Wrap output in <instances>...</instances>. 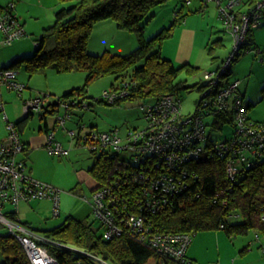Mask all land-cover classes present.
Segmentation results:
<instances>
[{"label": "built area", "instance_id": "obj_1", "mask_svg": "<svg viewBox=\"0 0 264 264\" xmlns=\"http://www.w3.org/2000/svg\"><path fill=\"white\" fill-rule=\"evenodd\" d=\"M205 8L209 2L218 6L219 18L225 23L234 39L229 55L217 67L203 74V95L194 113H184L180 98L165 94L159 99L141 104L146 125L130 129L122 136L119 128L105 132H90L85 141L90 148H105L114 151H131L136 156L134 167L125 174H117L103 186L95 189L92 196L83 199L92 205V213L102 225L105 239H112L127 232L138 241L147 244L155 252L164 254L179 264H198L187 255L193 234L159 231L150 221V214L174 207L172 197L188 188L189 176L195 177L188 163L206 157H222L225 172L234 183L249 168L264 162V122L251 119L244 103L241 80L229 77L232 66L243 49L250 29L259 28L264 22V0H256L249 10H243L241 0H200ZM190 3V0L187 1ZM0 32L3 43L12 44L24 35L25 29L15 13V3L10 2L0 8ZM255 55L264 60L263 50L256 46ZM247 49V51H251ZM18 70L12 67L0 68V113L6 122L8 134L0 137V225L7 228L25 249L31 264H59L48 245H62L91 256L98 263L112 264L102 256L84 249L60 244L51 236L38 231L14 218L17 207L22 201L50 199L53 202V215L61 214V190L53 184L32 177L27 172L26 161L18 155L25 149L17 122L10 120L3 99L2 89L6 88L22 94L26 85L18 78ZM124 91L105 89L102 96L113 102L123 96ZM44 97V94H43ZM43 97L25 101L24 115L33 110L44 114ZM76 101L64 104L66 111L58 114L55 128L48 132L46 148L51 154L68 155L69 149L56 138V130L66 128L71 118L69 112ZM82 106H89L83 102ZM207 115L216 117L213 129L222 127L218 120L232 123L233 134L223 141L212 139L205 121ZM218 124V125H217ZM69 134L76 135L75 130ZM141 187L133 194L132 182ZM231 188V187H229ZM226 189L216 194L215 201L224 196ZM134 203V209L129 203ZM227 200H224L225 204ZM7 203L14 209L5 210ZM239 216L238 214H235ZM257 238L260 235L257 234ZM214 264H220L219 261Z\"/></svg>", "mask_w": 264, "mask_h": 264}, {"label": "trees", "instance_id": "obj_2", "mask_svg": "<svg viewBox=\"0 0 264 264\" xmlns=\"http://www.w3.org/2000/svg\"><path fill=\"white\" fill-rule=\"evenodd\" d=\"M58 1L64 3V6L56 10L53 23L44 27L39 38L35 39L34 54L19 57L4 66L17 70L24 67L30 76L45 72L49 68L59 73L85 70L87 75L84 84L60 95L56 100L58 104L50 103L48 108L51 109L48 110L51 113L56 112L59 105L72 101H76L75 106L81 107L90 98V84L103 76H114L116 81L111 88L125 92L113 102L104 97L97 98L109 104H120L127 100L146 101L149 98L154 101L165 94L180 98L184 90L199 84L197 82L187 85L186 80H178V76L183 72L194 76L200 72V66L190 62L176 64L172 59L163 56L161 50L164 40L173 35L176 24L186 15L183 11L184 3L175 11V18L169 26L147 38L145 27L154 17L153 8L167 0ZM187 1L183 0L188 4ZM255 2L256 0H248V8L243 10H249ZM103 20H114L121 29L138 31V46L127 54L112 53L109 50L103 53L89 52L88 43L92 30L96 23ZM253 30L255 29H250L247 33L243 49L251 50L253 47ZM27 35L25 29L23 36ZM215 42L218 40L208 42L210 53ZM243 49L236 60L243 54ZM203 85L204 83L199 87L201 90ZM246 106L250 109L252 104ZM30 117L31 113L17 122L18 126ZM85 144L88 142L85 141ZM90 151L95 158L89 171V178L93 182L91 192L114 179L117 174H125L126 169L135 166L121 151L105 148H100V151L99 148H90ZM188 168L195 172V177L189 176L188 188L172 197L174 207L150 214V221L156 229L193 235L199 231L223 229L228 236L247 234L254 230L264 236V162L249 168L234 183L225 172V161L222 157L196 159L188 163ZM140 187L133 180V194ZM223 189H226L225 195L215 201L214 197ZM224 200H227L225 204ZM129 205L134 209L133 202ZM235 214L239 215L238 221L231 222L230 217ZM11 216L16 218L15 213ZM25 224L31 227L28 223ZM101 228V224L97 228L90 220L68 215L59 225L43 232L60 244L84 249L102 256L112 264H144L150 258H154L156 264H179L169 256L155 252L127 232L105 239L103 232H99ZM48 247L59 264H101L88 254L66 246ZM0 252L3 255L0 264H31L22 244L8 230L5 233L0 231Z\"/></svg>", "mask_w": 264, "mask_h": 264}, {"label": "rangeland", "instance_id": "obj_3", "mask_svg": "<svg viewBox=\"0 0 264 264\" xmlns=\"http://www.w3.org/2000/svg\"><path fill=\"white\" fill-rule=\"evenodd\" d=\"M247 1L241 0L242 9L248 8ZM178 2L185 4L184 9L186 11L188 9L195 11L188 15V18H190L189 24L194 25L199 31L194 56L201 58L202 61L201 70L198 74L189 76L183 72L178 76V80H186L187 85L199 82L196 87L188 88L180 95L183 111L188 114L197 110L198 101L203 95V91L199 87L204 82V72L222 63L221 60H224L231 52L234 39L230 37V35L232 36L231 32L227 30V26L219 18L216 3L209 2V6L203 8L200 0H190L188 4L183 0H167L164 4L154 7L153 12L155 15L146 25L145 36L147 38L154 36L162 28L173 22L174 10L179 6ZM197 9L198 11H196ZM205 16L206 18H204ZM253 34L259 44L258 46L264 53V24L253 30L251 36ZM39 36L40 34L33 33L15 40L11 45L0 43V65L2 62H11L16 59L12 56L17 44V47H23L25 50V44L21 43V40L25 38H30L33 49L24 53L22 57L34 54L36 43L33 40L39 38ZM139 37L138 31L121 29L114 20L101 21L96 23L92 30L88 51L93 53L96 49L99 53L109 50L112 53L127 54L138 46L136 42L137 39L139 42ZM219 37H222L223 41L221 43H219L220 41L215 42L212 53L208 52L205 47L206 43L217 40ZM170 38L166 40L168 41ZM166 40H164L166 49L163 56L167 55L168 57L169 54H172L173 48L168 45ZM256 45L253 44L252 48H255ZM243 51V54L234 62L229 77L241 80V90L245 94L244 103L246 105L252 104L248 109L251 119L264 122V60L261 61L260 57L255 55V49L251 51L243 49ZM7 56H10L11 59H6ZM86 75L85 70L59 73L49 68L45 72H38L30 76L25 68L21 67L18 70L17 78L28 86L23 95L17 91L2 89L3 92L5 90L7 92L3 99L6 102V112L10 116V120L17 122L16 120L24 116V106L27 99L43 97V94H46L43 97V104L45 107H49V102H55L60 95L69 90L68 88L83 85ZM115 81L114 76L97 78L89 86L90 98L84 101L85 104L90 105L71 106L69 110L71 118L67 120L66 128L61 127L56 131L57 140L69 149V155L51 154L45 147L44 152L37 150L28 158L27 170L32 168V173L35 172L42 179L45 178L47 182L59 188L62 194L60 203L62 215L58 217L53 215V203L49 201L31 200L30 202H20L17 207L18 215L22 220L28 222L32 228L43 232L59 225L68 215L78 216L77 218L85 221L90 220L95 227H100V222L93 218L94 216L92 217L91 212L87 211L89 202L83 199V195L92 196L85 179L88 178L90 168L95 160L90 151L89 143L85 144V138L90 132H105L119 128L121 135L125 136L130 129L143 128L146 125V120L141 104L151 102L150 98L146 101L127 100L120 104H109V102L97 100L98 97L103 98V91L110 88ZM65 111L64 104L59 105L56 112L47 113L48 119H46L41 111L33 110V115L22 126L21 136L25 135V132L26 134L31 131L39 132L40 128L45 131L46 121L52 125L54 117L58 114H64ZM216 120L214 115L205 117L206 123L209 124L208 131L211 132L212 139L223 141L233 134L234 126L232 123H224L222 120H218V124H223L221 129H213L212 126L216 124ZM70 130H75L76 135L71 136L69 134ZM7 134L6 122L2 113H0V137L4 138ZM121 153L134 163L137 162L136 156L131 151L122 150ZM22 155L26 158L23 153H20L18 157H22ZM14 208L11 203H7L5 206V210ZM230 221L237 222L238 216L232 215ZM0 231L5 233L7 228L0 226ZM99 232H102V228L99 229ZM257 234L254 230H250L247 234L234 236H228L223 229L199 231L193 236L191 248L192 252L198 253L203 260H212L213 264L216 261H220L221 264H264V236L259 234L260 238H257ZM0 259H3L1 252ZM236 259L238 260L234 261ZM144 264H156V261L154 258H150Z\"/></svg>", "mask_w": 264, "mask_h": 264}, {"label": "crops", "instance_id": "obj_4", "mask_svg": "<svg viewBox=\"0 0 264 264\" xmlns=\"http://www.w3.org/2000/svg\"><path fill=\"white\" fill-rule=\"evenodd\" d=\"M10 2H14L15 3V12L19 16L20 21L24 25V27L27 30L28 34H33V33L41 34V32H42L44 27H46L47 25H50V24L53 23V21L55 19L56 10H58L62 5H64V4H61L58 0H0V7L8 5ZM210 3H212V2H210ZM178 5L179 6L177 8H175L174 11L178 10V8H180L182 3L178 2ZM208 6H209V3L206 5V8ZM184 8H185V6H184ZM183 11H184V14H186L185 17L183 19H181L180 22H178L176 24V26L174 28V31H173V35L171 36V38L168 41L166 40L168 45L172 46V48H173L172 54H169L168 57L166 55V57L172 59L176 64H182V63L190 62V63H192V64H194L196 66H200L201 63H202L201 58H199V57L196 58L194 56V53L196 52V48H197V43H198L199 31L194 25H190L189 24L190 18H188V15L192 14L195 11H193L192 9H188V11L183 9ZM196 11H198V9ZM174 18H175V16H174ZM204 18H206V16ZM103 21H106V20H103ZM145 32H146V27H145ZM230 37L232 38L231 35H230ZM217 40L220 41L219 43H221L223 41V38L219 37ZM33 41L35 42V39ZM251 41H253V44H257L256 46L259 45L257 43L255 37H254V34H253V36H251ZM0 43H3V33L2 32H0ZM21 43L25 44V50L23 49V47H17L18 46V44H17L16 45V49L13 50L14 55L12 56V58L14 57V59L15 58L17 59L19 57H22V55H24V53H27L28 51H30V49H33V45H32V42H31L30 38L29 39L25 38L24 40H21ZM136 43L139 44L138 39H137ZM205 47L207 48V50L209 52L208 42L206 43ZM165 49H166V44L164 42V44L162 45V48H161L162 54L165 52ZM22 51H24V52H22ZM93 53H99V51L94 49ZM113 53H115V52H113ZM9 58H10V56H7L6 59H9ZM221 61H223V60H221ZM11 62L10 61L9 62H2V64L0 66L4 67L6 65H9ZM27 87L28 86L26 85V88ZM72 88H75V87L73 86ZM72 88H68V89L70 90ZM3 90H2V92H3ZM7 90L10 91L9 89H7ZM6 94H7V92L5 90L3 92V97ZM22 95H23V93H22ZM50 103L54 104V101L53 102H49V105H50ZM5 104H6V102H5ZM43 106H44V104H43ZM48 109H51V107L48 108V107L44 106V114H45V118L46 119H48L47 113H51ZM32 115L33 114H31V116ZM57 116L54 117V123L52 125H50V123L48 121H46V123H45V131L42 128H40L39 132L31 131V132H28L27 134L25 132V135H23L24 137L22 136V139H23V141L25 142V145H26L25 149H24V151L22 153L25 154L26 158L23 157V155H22V157H19V158H21V159L26 161L27 167H28V158L30 156H32L35 151L41 150V151L44 152V148L46 147V142H47V134H48L49 131H51V130H53L55 128L56 121H57ZM24 118H25V116H23L21 119H18L16 121L19 122L20 120H22ZM25 122L22 123L19 126L20 131L23 130L22 126L25 124ZM29 153H31V154H29ZM27 172L34 178H37V179L42 180V181L45 180V178L42 179L35 172L32 173V168L30 170H27ZM85 180L87 181L88 186H89V188L91 190L93 182L89 178V175H88V178L86 177ZM45 181L47 182V180H45ZM61 196H62V194L60 195V197ZM61 199H60V203H61ZM34 200L49 201V202L53 203L52 200H50V199H34ZM88 205H89V207H87L88 208L87 211L91 212V214H93L92 213V205H91V203L89 202ZM15 214H16L15 217L18 218L21 222L28 223V222L22 220V218L18 215V210L16 211ZM61 215H62V210H61L60 216ZM92 217H93V215H92ZM78 219H80V218H78ZM81 220H83V219H81ZM192 243H193V240L190 243V245L188 247V250H187L188 257L191 260H193L194 262L198 263V264H213L212 260H207V259L203 260V258L198 253L192 252V248H191ZM237 260L238 259H236L234 261H237ZM220 264H221V262H220Z\"/></svg>", "mask_w": 264, "mask_h": 264}, {"label": "water", "instance_id": "obj_5", "mask_svg": "<svg viewBox=\"0 0 264 264\" xmlns=\"http://www.w3.org/2000/svg\"><path fill=\"white\" fill-rule=\"evenodd\" d=\"M54 104H58V102H57V101H55V102H54ZM25 117H26V116H25Z\"/></svg>", "mask_w": 264, "mask_h": 264}, {"label": "clouds", "instance_id": "obj_6", "mask_svg": "<svg viewBox=\"0 0 264 264\" xmlns=\"http://www.w3.org/2000/svg\"><path fill=\"white\" fill-rule=\"evenodd\" d=\"M25 116V115H24ZM24 223V222H23Z\"/></svg>", "mask_w": 264, "mask_h": 264}]
</instances>
